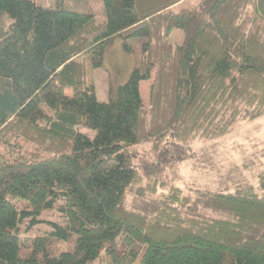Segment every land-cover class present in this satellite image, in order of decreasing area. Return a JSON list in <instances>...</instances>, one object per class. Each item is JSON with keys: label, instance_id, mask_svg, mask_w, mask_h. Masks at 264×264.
I'll list each match as a JSON object with an SVG mask.
<instances>
[{"label": "trees", "instance_id": "trees-1", "mask_svg": "<svg viewBox=\"0 0 264 264\" xmlns=\"http://www.w3.org/2000/svg\"><path fill=\"white\" fill-rule=\"evenodd\" d=\"M188 1L0 0V264H264V171L194 199L134 163L264 114V0ZM117 40L136 61L100 101Z\"/></svg>", "mask_w": 264, "mask_h": 264}, {"label": "rangeland", "instance_id": "rangeland-1", "mask_svg": "<svg viewBox=\"0 0 264 264\" xmlns=\"http://www.w3.org/2000/svg\"><path fill=\"white\" fill-rule=\"evenodd\" d=\"M35 1L42 4L51 3V0ZM69 1L71 5L76 4V0ZM86 1L95 11L97 18L104 19L103 0ZM198 1L189 0L187 4L193 5ZM183 38L181 30H175L170 37L175 44L180 43ZM135 61L136 55L124 52L120 40L114 42L107 52L105 67L95 71L93 76L100 101L108 99L110 73L123 72L126 75ZM134 79L141 99L149 106L151 81H139L138 75H135ZM65 92L67 95L74 93L73 89H66ZM87 132L90 135L92 133ZM153 146L152 140L136 145L138 155L134 163L142 172L158 174L171 180L180 186L183 192L192 194L194 199L198 196L196 190L207 194L226 191L241 180L257 182V176L264 171V114L251 121L240 120L228 134L214 140L195 138L190 142L177 144L167 139L158 150H152ZM153 199L156 197L148 196L140 201L131 200V203L139 205L141 210L153 212L158 206V201ZM36 233L33 230L29 236L33 237ZM66 246L67 244H59L60 248Z\"/></svg>", "mask_w": 264, "mask_h": 264}]
</instances>
